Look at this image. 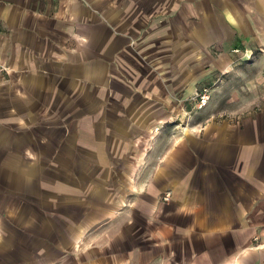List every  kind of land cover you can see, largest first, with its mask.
<instances>
[{
  "label": "crops",
  "instance_id": "obj_1",
  "mask_svg": "<svg viewBox=\"0 0 264 264\" xmlns=\"http://www.w3.org/2000/svg\"><path fill=\"white\" fill-rule=\"evenodd\" d=\"M0 61V264H264V0H0Z\"/></svg>",
  "mask_w": 264,
  "mask_h": 264
},
{
  "label": "built area",
  "instance_id": "obj_2",
  "mask_svg": "<svg viewBox=\"0 0 264 264\" xmlns=\"http://www.w3.org/2000/svg\"><path fill=\"white\" fill-rule=\"evenodd\" d=\"M234 52H238L239 48H233ZM8 72V68L7 66H5L1 61H0V74L2 73H6ZM210 99V89L208 86L203 85L202 87H200V89L198 90L196 96H195V106L197 108H203L205 107ZM170 198V192H166L163 196V200L167 201ZM255 240L258 239V237L256 236L254 238Z\"/></svg>",
  "mask_w": 264,
  "mask_h": 264
},
{
  "label": "rangeland",
  "instance_id": "obj_3",
  "mask_svg": "<svg viewBox=\"0 0 264 264\" xmlns=\"http://www.w3.org/2000/svg\"><path fill=\"white\" fill-rule=\"evenodd\" d=\"M207 86V85H206Z\"/></svg>",
  "mask_w": 264,
  "mask_h": 264
}]
</instances>
